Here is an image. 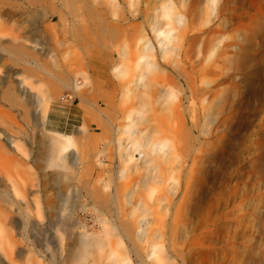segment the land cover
Segmentation results:
<instances>
[{
  "label": "rangeland",
  "instance_id": "rangeland-1",
  "mask_svg": "<svg viewBox=\"0 0 264 264\" xmlns=\"http://www.w3.org/2000/svg\"><path fill=\"white\" fill-rule=\"evenodd\" d=\"M123 1L108 10L119 38L97 47L96 28L81 31L90 25L86 19L76 21L75 35L70 25H60L71 20L62 0H0V42L29 35L39 47L35 66L26 69L12 64L0 45V108L9 110L3 99L13 85L17 90L27 76L34 82L24 88L28 120L18 109L19 125L12 129L20 145L15 167L1 168L2 180L9 171L31 191L24 201L16 198L11 223L9 204H0V223L7 224L1 237H10L9 245L0 244V264H12L4 251L13 253V264H32L28 258L72 264L81 238L100 239L86 264H103L116 253L126 264H264V87L259 99L249 96L243 79L252 71L236 73L232 65L241 50L255 65L264 58V0H166L183 18L181 24L163 19L164 35L149 18L164 1ZM226 59L235 63L227 66ZM144 62L151 71L143 70ZM53 74L61 87L40 121L39 96ZM58 109L74 114L69 125L55 124L66 132L47 123ZM243 118L249 122L242 125ZM66 137L74 145L65 156L88 153L91 159L75 166L66 160L71 178L65 180L55 171L66 170L50 167L48 142ZM143 137L151 140L145 144ZM94 183L107 195L105 208L86 190ZM127 222L139 236L133 244L116 228ZM19 250L24 257L14 255Z\"/></svg>",
  "mask_w": 264,
  "mask_h": 264
},
{
  "label": "bare ground",
  "instance_id": "bare-ground-1",
  "mask_svg": "<svg viewBox=\"0 0 264 264\" xmlns=\"http://www.w3.org/2000/svg\"><path fill=\"white\" fill-rule=\"evenodd\" d=\"M62 1H63V11H64V13L67 12L65 14H67L71 18V20L65 18L63 21H61L60 25H66V24L70 25V28H71L70 32H73L74 35L76 33H79V30H80V28L78 27L79 25H77V23H76V21L79 18L86 19L87 22H90L89 23L90 25H85L82 28H87L90 26H93L95 28L96 27L106 28L108 26L107 23H108V19H109L108 10L114 9L116 7L121 8V4H122V2H124L123 0H62ZM163 1H164L163 6H161L160 8H156L155 9L156 14L149 17L152 20L154 32L159 33L160 35L165 34L164 31H162V27H161L163 19H167L168 21H171V23L173 21H176L179 24H181L182 18H183V16H181L180 14H177V13L174 14L172 12L173 11V5L171 2H165L166 0H159L160 3H163ZM129 2H130V6L139 4L138 0H129ZM5 3H6V1H5ZM15 3L18 4L19 2H15ZM9 7H11V6H9ZM125 19H126V17L124 18V15H122V14L118 15L119 21H123ZM19 25H20V27H24L25 21L24 20H22V22L20 21ZM220 30H221L220 27L218 29H216L217 32H219ZM239 31H240V28H239ZM213 32H215V31H213ZM29 34H30V32H29ZM160 35H158V36H160ZM242 36H244V35H242ZM20 37H22V36H20ZM31 37H29V35L28 36L24 35L23 38L17 37V38H13L12 41H8V42L2 41V43L0 42L1 43L0 45L2 46L3 51L6 52L8 55H10L9 57L14 61L12 64H14V65L21 64L23 66H26V69L29 68L28 65H34L31 63H34V59L37 57L36 53L39 52V47L37 45L36 40H34ZM166 37H167V35H166ZM159 39H160V37H159ZM261 46H262V48L264 47V42ZM250 59L251 58L249 56L242 54V50H241V51L236 52V54H235V60H237L236 64L231 63V61H234V60L230 61L227 59H226L227 61L225 64L227 66H231V64L236 65V68H235V70L237 71L236 73H238V72L241 73V72H246V71L248 73L249 71H252L251 73L247 74L243 79V83L246 84V89L245 88L244 89L246 90V92H249V96L255 97V99H259L262 96L260 93V90H261L260 88L264 87V58L259 59V65L257 64L258 62H256V65L253 64V59L251 61H250ZM6 63H7V61H6ZM233 63H235V61ZM38 66H40V65H38ZM142 66H143L144 71H151L152 68L154 67L153 65H151L148 62L147 63L144 62L142 64ZM53 68L55 69L56 66L54 65ZM27 71L29 72V70H27ZM58 77H60V76H58ZM29 78H30V76H27L24 80L22 79L23 81H21L22 83H20V85H18L17 90L15 89V86L12 84L13 87H11V90H9L7 93L5 92L6 96L4 97V99L2 98L3 100L6 101V104L9 106V110L8 109L3 110L0 108V204L4 205V206L9 204V207H10L9 212H11V213H9L8 215L5 216V218L8 216L7 218H9V221H10L9 223H11L10 214L14 213L12 208L15 206L16 198H19V199H21V201H24L25 197H27L30 194L29 191H31L30 189L27 188V185H24L25 186L24 189L19 187L18 184L16 183L15 179L12 177V175H10L9 171H8V173H6L7 174L6 180L5 179L2 180L3 177L1 176L2 166H6L7 169L15 167V163H14L15 161H14L13 155L17 151H19L20 145H19L18 141L16 140L12 129L15 127L17 128L19 125L18 115L16 113L18 111V109H21V112H20L21 116L22 115H23V117L25 116L24 118H22V121L24 123H26L28 120V110H27V104L28 103L27 102L29 100L27 98L28 94L26 95L24 88L26 86L29 87V85L31 87L32 84H34V82L32 83L31 79H29ZM53 78L55 81H50V80L48 81L47 80L46 85L48 87L47 88L45 87L46 88L44 90L45 95L39 96L40 102H39V105H37L39 108L37 109L35 117H38L40 119V121L41 120L43 121L45 119V116H46L48 108H49V101H51V99L54 98L55 93H57L61 87V86H59V84L61 83L62 79L61 78H59L61 80L57 79L55 74H53ZM42 80L44 81L43 78H42ZM73 81L74 80H72L71 82L73 83ZM64 82H63V84H64ZM72 83H66L67 84L66 87L72 88L74 90L81 89L80 88L81 84H72ZM21 85H22V87H21ZM245 101L246 100L244 99L242 101V104ZM262 101H264V100H262ZM0 102H1V99H0ZM220 108H221V105L217 106V109H220ZM246 122H249V120L247 118H243L242 125ZM3 128H5L6 130ZM36 128H37V125H33L32 129H31L32 130L31 133H32V135L34 134V136H35ZM102 131L105 134H108V136H109L110 127L108 125H106L105 127H103ZM130 133L132 134V131ZM262 134H263L262 135L263 141L261 142V144H264V132H262ZM34 136H33V138H34ZM143 138H144L145 144H146V141L151 140L148 137H143ZM73 145H74V141L70 137H66L64 140H60L58 138H50L49 142H48V148L50 150V157H51L50 161H49L50 167L60 169V170L62 169L63 171L66 170V171H64V172H66V174H59L55 171V174H58L59 176L62 175L65 180L71 178L70 177V171H67V170H69V168L65 164L66 160H71L72 164L75 166L77 162H80L79 164H82L83 159H86V160L91 159V158H89V156H87L88 153L84 154L85 158L82 155H81L82 156L81 157L79 155V153H78L77 159H76L75 155H73V154H71V155L68 154L65 156L64 154L68 153V151H70V149ZM134 145H135V148L138 150L142 147V144H140L139 142H136ZM147 145H149V143ZM120 146L122 147V144H120ZM157 147H159V146H157ZM123 148L124 147H122L121 149H123ZM130 154H128V155H130ZM89 176L93 181L92 175H89ZM97 184L98 183H94L92 188H91V186L89 187L88 185H85L87 188L86 190L90 194L91 198H93V200L96 201L101 206V208H105L107 206V203H108L107 201H105V200H107V195L104 194L103 192H101L100 190H98ZM11 198L13 200H11ZM116 201H117V204L120 202V199L118 196L116 197ZM62 203H65V200L62 201ZM54 204H55L54 201H50L49 208L53 210L56 206ZM1 205H0V214L3 215V212L1 210ZM110 205H109V207H110ZM13 209H15V208H13ZM115 213H116V211H115ZM0 217H1V215H0ZM5 218H0V220L5 219ZM1 223H0V244L3 245V243H7L9 245L10 237L8 236L9 239L1 237L2 232H3V225L6 226L7 224L4 222L2 225ZM116 228H118L119 230L120 229L122 230L120 233L123 235L124 238L127 239V241L129 243H132V244L135 243L136 239H138L137 237H139V236H137L136 229H134L133 223L127 222L126 224H123L121 226H117ZM3 233L6 234V232H3ZM4 240H5V242H4ZM99 243H100V239L98 240V238L94 239L92 241H88L86 238L79 239L78 244H76L77 245L76 251H75L76 253L75 254L73 253L74 255L72 258V260H73L72 264H86L87 263L86 260H87L88 254H89V250L93 246L98 245ZM1 249H3V247ZM134 252H135V250H134ZM3 254H4V258L13 264V261H14L13 253L9 254V253L4 251ZM24 254H25L24 251L19 250L17 252V254H14V255L24 257ZM95 255H97V254H95ZM138 255H140V254H138ZM107 258L108 259L103 261V264H107L108 260L112 261V264H126V261H127V259L125 257H122L119 253H116V256H111V257H107ZM140 258H141V260H139V261H142V257H140ZM149 258H150V256H149ZM28 261H32V264H34V261L32 259L28 258ZM96 264H98V263L96 262Z\"/></svg>",
  "mask_w": 264,
  "mask_h": 264
},
{
  "label": "crops",
  "instance_id": "crops-1",
  "mask_svg": "<svg viewBox=\"0 0 264 264\" xmlns=\"http://www.w3.org/2000/svg\"><path fill=\"white\" fill-rule=\"evenodd\" d=\"M107 25L108 26L106 28L96 27V29H95L97 36L93 39L94 41L93 40L92 41L94 42L93 44L97 45V47H102L101 43H104V42L114 43L119 38L120 29L118 28V26L116 24L111 23L109 19H108ZM89 28L90 27L82 28L81 31L84 34H86L89 32V30H90ZM93 61L94 60H92V66L94 67ZM69 108L71 109V106H69ZM56 111L57 112H52V114L49 113L47 123L51 125L50 128L53 131L60 132V133L66 132L65 129L62 128V126H55V124L58 122V123H61L62 125L63 124L69 125L70 121L74 122V120H75L74 114H72L71 112H65L64 113V111H61L59 109ZM64 114H66L67 116H64ZM74 127H76L75 123H73V128ZM59 135H61V134H59ZM64 136H70V135H64ZM91 147H94V144H92Z\"/></svg>",
  "mask_w": 264,
  "mask_h": 264
}]
</instances>
